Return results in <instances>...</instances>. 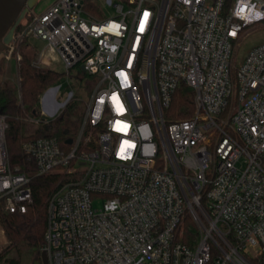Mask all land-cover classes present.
<instances>
[{
  "label": "built area",
  "instance_id": "1",
  "mask_svg": "<svg viewBox=\"0 0 264 264\" xmlns=\"http://www.w3.org/2000/svg\"><path fill=\"white\" fill-rule=\"evenodd\" d=\"M106 2L116 15L55 0L17 33L46 43L43 65L60 60L68 77L77 67V79L98 80L66 147L57 137L24 141L33 173L11 165L0 109L2 207L27 213L32 177L61 176L46 205L49 264H264V43L234 63L247 28L264 24V0ZM181 83L195 91L194 114L167 123ZM59 88L43 92L30 125L76 98L59 102ZM188 217L193 245L179 239Z\"/></svg>",
  "mask_w": 264,
  "mask_h": 264
},
{
  "label": "trees",
  "instance_id": "2",
  "mask_svg": "<svg viewBox=\"0 0 264 264\" xmlns=\"http://www.w3.org/2000/svg\"><path fill=\"white\" fill-rule=\"evenodd\" d=\"M84 1L88 13L101 16L97 0ZM23 28L24 24L21 23L16 33ZM23 42L31 46L27 38H23L19 44L22 45ZM30 48L34 49L33 46ZM18 67L21 78L20 93L16 83L3 77V67L0 66V109L7 115L9 123L6 138L11 165L20 166L23 171L33 173L34 162L23 150L24 141L37 137H57L61 146L66 147V136H73L70 134L73 130L77 132L85 112V104L73 99L59 116L30 129L25 117L40 114V96L47 88L57 85L65 73L38 67L33 63V58L23 51ZM80 79L86 93L90 95L97 83V76L81 71ZM194 111L195 91L187 84L181 83L174 93L171 105L164 109L165 121L168 123L190 118ZM60 179L58 174L32 177L34 204L27 213H9L3 209L0 201V225L8 241V245L0 251V263L24 264L25 257L41 259L47 227V200L59 185ZM201 204L205 207L204 200H201ZM197 234L198 228L194 220L188 217L181 229L180 241L193 245Z\"/></svg>",
  "mask_w": 264,
  "mask_h": 264
},
{
  "label": "rangeland",
  "instance_id": "3",
  "mask_svg": "<svg viewBox=\"0 0 264 264\" xmlns=\"http://www.w3.org/2000/svg\"><path fill=\"white\" fill-rule=\"evenodd\" d=\"M55 0H38L36 5L32 10L27 13L26 17L22 20V24H24V28L20 31L23 32L25 28L29 25L31 22V19H33L35 14H39L43 12L49 5H51ZM114 3H122V0H114ZM98 5L101 9V16H98L99 18H106L111 17L113 15H116L118 13V10L116 6L109 5L106 0H99ZM130 5L126 3L124 10L129 11ZM248 34L246 38L242 41L241 45L237 47L234 53V63L236 67H240L242 63L244 62V59L248 52L254 48L255 46H258L260 44L264 43V24H258L254 26H250L247 28ZM28 40V43H31V46L34 47V49L30 48L31 46H27L26 42H23L22 45L19 44L21 39L18 38V34H15L14 40L12 43H14L15 51L12 53V56L8 59L6 56L10 52L9 45L4 49L0 51V66L3 67V77L7 80L12 81L13 83H16L19 87V93H20V81L21 78L19 76V61H16V55L19 52L22 56V51L33 58V63L37 65L40 68L44 69H52L54 71L65 73V75L62 77L61 81L55 85L59 86V90L57 92V100L59 102H63L69 95L71 91H73L76 95L75 99H78L82 103H84L86 100H88L89 96L84 88L83 81L81 79H77V67L72 70V78L67 76V70L65 68V65L59 60V61H53L52 65L50 67H47L43 65L39 60V50H43L46 43L42 40L31 38V37H25ZM44 94H42L40 98V108L43 109L42 106V97ZM62 110V109H61ZM57 115V114H56ZM56 115H46L47 118L53 119L56 117ZM28 123V122H27ZM30 129H34L35 126L28 125ZM32 131V130H31ZM71 135L75 136V130L71 131ZM99 206L98 203H95V207ZM4 209V208H3ZM8 245V241L6 240L2 226L0 225V251L4 250V248ZM24 264H32L33 263V257H25L24 258ZM0 264H6V263H0Z\"/></svg>",
  "mask_w": 264,
  "mask_h": 264
},
{
  "label": "water",
  "instance_id": "4",
  "mask_svg": "<svg viewBox=\"0 0 264 264\" xmlns=\"http://www.w3.org/2000/svg\"><path fill=\"white\" fill-rule=\"evenodd\" d=\"M38 0H0V51L4 50L13 40L17 27L34 8ZM68 130L65 131V134ZM68 139L67 143H71ZM32 264H49L45 251L41 253V259H34Z\"/></svg>",
  "mask_w": 264,
  "mask_h": 264
}]
</instances>
